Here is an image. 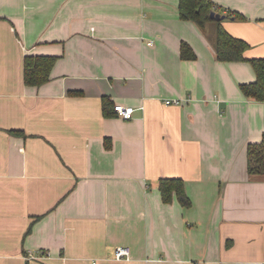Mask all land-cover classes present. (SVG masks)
<instances>
[{
  "label": "crops",
  "instance_id": "obj_1",
  "mask_svg": "<svg viewBox=\"0 0 264 264\" xmlns=\"http://www.w3.org/2000/svg\"><path fill=\"white\" fill-rule=\"evenodd\" d=\"M212 1L243 15L222 25L245 58L264 57V0ZM179 7L0 0V264H264V174L247 159L264 101L241 90L257 75L219 61ZM29 54L58 56L41 87ZM103 97L133 118L105 116ZM162 178L183 179L191 206L165 204Z\"/></svg>",
  "mask_w": 264,
  "mask_h": 264
},
{
  "label": "trees",
  "instance_id": "obj_2",
  "mask_svg": "<svg viewBox=\"0 0 264 264\" xmlns=\"http://www.w3.org/2000/svg\"><path fill=\"white\" fill-rule=\"evenodd\" d=\"M180 16L183 20L194 22L202 32H205L213 43L217 59L222 62L249 61L253 66L257 79L251 83L241 84V90L246 97L264 101V57L247 60L245 51L250 47L243 39L231 35L222 25V21L211 18L213 11L225 14L227 18L244 19L238 12L220 11L212 0H180ZM182 57L195 58L189 44H182ZM58 60L53 55H32L25 58L24 80L28 86L41 87L51 79V71ZM114 103L108 97H103V112L105 116H115ZM14 132V131H13ZM248 170L251 174H264V134L259 142L250 143L247 147ZM162 201L172 203L176 198L183 206H191V200L186 193L184 180L181 178H162L159 183Z\"/></svg>",
  "mask_w": 264,
  "mask_h": 264
},
{
  "label": "built area",
  "instance_id": "obj_3",
  "mask_svg": "<svg viewBox=\"0 0 264 264\" xmlns=\"http://www.w3.org/2000/svg\"><path fill=\"white\" fill-rule=\"evenodd\" d=\"M167 105H173V104H181V100L179 99H173V100H166ZM114 111L116 112V115L124 120H131L134 116L135 108L132 106H123V105H115ZM50 253L43 252L40 256H36L33 254V252H29L26 256L28 259H33L37 257H49ZM114 257L117 260H129L131 257V249L126 246H118L115 249Z\"/></svg>",
  "mask_w": 264,
  "mask_h": 264
},
{
  "label": "water",
  "instance_id": "obj_4",
  "mask_svg": "<svg viewBox=\"0 0 264 264\" xmlns=\"http://www.w3.org/2000/svg\"><path fill=\"white\" fill-rule=\"evenodd\" d=\"M211 18H213V19H215L217 21H223V20H225L227 18V16L225 14H221V13L213 11L211 13Z\"/></svg>",
  "mask_w": 264,
  "mask_h": 264
}]
</instances>
